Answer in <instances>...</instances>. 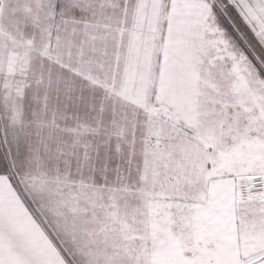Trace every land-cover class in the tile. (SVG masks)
<instances>
[{"label": "snow or ice", "instance_id": "6c2138e0", "mask_svg": "<svg viewBox=\"0 0 264 264\" xmlns=\"http://www.w3.org/2000/svg\"><path fill=\"white\" fill-rule=\"evenodd\" d=\"M0 264H264V0H0Z\"/></svg>", "mask_w": 264, "mask_h": 264}]
</instances>
